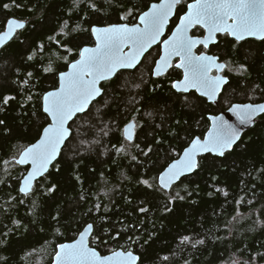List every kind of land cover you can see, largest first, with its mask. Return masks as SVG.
<instances>
[{
  "label": "trees",
  "instance_id": "16d2710c",
  "mask_svg": "<svg viewBox=\"0 0 264 264\" xmlns=\"http://www.w3.org/2000/svg\"><path fill=\"white\" fill-rule=\"evenodd\" d=\"M189 1L178 6L177 15ZM88 2L80 0L74 7L73 0H15L20 5L16 7L13 0H0V33L10 18L26 21L0 52V97H16L7 106L0 104V119L5 121L0 126V264H52L57 245L75 240L87 224L94 225L92 247L102 254L131 250L139 255L138 264H232L234 260L264 264V223H257L264 222V114L233 150L224 157H200L201 167L171 189L140 183L153 182L193 137H203L209 115L234 103L264 102V41L250 39L232 48V39L220 36L215 52L232 61V70L219 104L196 92L179 94L172 89L180 73L176 68L163 77L152 76L157 51L152 49L135 70L121 71L102 83L108 85L105 95L88 114L72 122L73 139L60 158L28 196L19 192L29 167L15 160L45 125L39 94L58 87V73L67 70L68 61L58 57L78 58L75 48L69 54L61 46L69 39L60 32L61 26L67 21L70 28L78 29L71 35L74 44L94 45V38L82 29L92 23H135L131 17L119 20L123 10L133 6L147 10L144 4L154 0H111L110 4L95 0L100 12L89 9ZM5 3L10 7L5 9ZM30 55L32 60L27 59ZM49 63L55 74L43 72ZM241 64L246 72L235 70ZM28 95L33 100L26 102ZM133 120L136 134L129 143L122 129ZM121 145L126 152L116 151ZM148 146L154 150L144 156ZM52 185L56 187L49 192ZM177 192L184 199L169 201ZM140 207L148 211L141 213ZM117 232L120 236L110 239ZM97 235L107 245L98 243ZM200 240L204 242L197 243Z\"/></svg>",
  "mask_w": 264,
  "mask_h": 264
},
{
  "label": "snow or ice",
  "instance_id": "6c2138e0",
  "mask_svg": "<svg viewBox=\"0 0 264 264\" xmlns=\"http://www.w3.org/2000/svg\"><path fill=\"white\" fill-rule=\"evenodd\" d=\"M108 3L110 4L111 0H108ZM182 3L183 0H159V2L154 0L150 4H144V8L147 10H140L138 6L124 9L119 20L127 21L131 17L136 21L135 23L116 22L108 23L105 26L92 23L88 29L81 30L89 32L91 37H94L92 46H89L88 43L74 44L71 35L78 29L70 28L68 22H64L60 32L69 39H65L62 44L60 40H57L56 43L61 44L69 54H72L75 48L78 58L69 60L68 56L58 57L68 61L66 64L68 70L58 73V87L39 94L43 113L46 114L45 125L37 131L38 138L35 142L24 148L19 159L15 160V163L19 165L31 164V169L21 182L20 193L28 196L33 190V181L37 180V177H43L48 172L49 166L53 165L57 157L62 155V146H66V142L73 139L72 125L69 121L74 123V117L78 113L88 114L90 112L89 105L97 97L105 95L108 85L101 84V82L112 81L113 78L118 77L121 70L135 69L142 63V59L146 58L145 53L154 44L160 43L162 48L159 58L154 60V67L151 68L152 76H161L166 69L173 67L172 58L178 57L179 61L175 64V68L183 69V78L172 81L171 88L184 93H187L189 89H196L201 95L213 100L222 86L228 83V80L226 76L212 75V71L215 69L219 73L226 67L231 71L232 61H221V56L224 53L209 55L200 52L197 54L193 49L198 45L208 49L210 43L219 47V36H222L224 40L232 38V48L249 37L264 41V0H190L186 4V11L179 15V22L171 35L161 39L165 35V26L173 15V10ZM13 4L20 7L19 4H15V0H13ZM73 4L74 7L79 6L80 0H73ZM3 7L7 9L10 5L5 3ZM88 8L95 12L101 11L95 0H89ZM24 26L22 21L9 19L6 30L0 33V46L12 38L15 29H22ZM196 27L204 29L206 35L200 37L189 35L190 30ZM70 44L73 46L69 47ZM27 59L32 60L33 56L30 55ZM235 70L246 72L247 68L241 64ZM43 72L54 73L52 64L49 63L47 67L43 68ZM32 75L31 72L27 73L29 78ZM23 83L28 84V79H25ZM136 87H140V85L137 84ZM258 87L259 85H256V88ZM15 99V96L4 95L0 97V104L7 106ZM31 100H33V96L28 95L26 102ZM229 111L236 112L241 124H254L256 118L264 114V103L232 105ZM148 115L152 114L148 113ZM212 119L213 125L203 138L201 136L193 137L183 152L178 154L179 158L172 160L158 176L153 177V182L143 179L140 183L147 185L148 188H156L158 185V190L169 189L174 181L201 167V159L198 157H202L203 154L224 157L226 151L232 150L240 139L239 130L225 121L223 117ZM4 125L5 121L0 119V126ZM136 126L137 124L133 120L126 123L122 129L124 139L129 143L133 141V129ZM106 127L107 125H105ZM101 131L105 136L108 135L104 129ZM157 143L160 142L157 141ZM133 146L140 147L139 144ZM113 147L116 146L113 145ZM153 150L152 146H148L147 151L142 150L143 155L148 156ZM116 151L121 153L126 152L127 149L126 146L121 145L116 148ZM173 151L175 150L173 149ZM131 158L137 159L135 155ZM4 163L7 164L8 161ZM55 187L52 185L47 190L51 192ZM165 194L167 195V193ZM224 194L227 195V193ZM168 199L169 201L183 200L184 197L177 192L175 196H169ZM20 203L23 201L21 200ZM33 207H36L35 202H33ZM99 207L96 205L97 209ZM164 210L172 211L168 207H165ZM139 211L146 213L148 209L140 207ZM13 223L19 224V221H13ZM257 223L264 222L258 220ZM93 227V224H87L80 232L78 240L71 244L57 245L59 250L55 253L54 264H137L140 257L131 251L113 250L110 255H101L95 248L89 247L85 243V237L92 233ZM118 236H120L119 232L110 239L114 240ZM96 239L100 244L107 245L108 243L102 236L97 235ZM128 239L135 242L132 237ZM188 239V237H184V240ZM203 242V240L197 241L201 244ZM261 255L264 256V253ZM232 264H240V261L234 260ZM244 264H249V262L245 261Z\"/></svg>",
  "mask_w": 264,
  "mask_h": 264
},
{
  "label": "water",
  "instance_id": "95a60500",
  "mask_svg": "<svg viewBox=\"0 0 264 264\" xmlns=\"http://www.w3.org/2000/svg\"><path fill=\"white\" fill-rule=\"evenodd\" d=\"M159 2V1H158ZM178 6L179 5H177L176 6V8L173 10V15L169 18V22H168V24L165 26V35L161 38V39H164V37L166 36V34H167V31H168V27L171 25V21H172V19L176 16V12H177V8H178ZM10 19H13V20H17V21H22V20H19V19H16V18H10ZM23 23H24V25L26 26V21H22ZM179 22V21H178ZM24 26V27H25ZM6 28H7V23H6V27H5V29L2 31V32H4L5 30H6ZM175 28V27H174ZM23 29V28H22ZM22 29H15L14 30V34H13V36H12V38L11 39H9V40H7V41H5L4 42V44H3V46H0V52H1V50L8 44V43H10L12 40H13V38L16 36V34H17V32L18 31H20V30H22ZM174 30V29H173ZM194 30V28L193 29H191L190 30V32H189V35H192V31ZM1 32V33H2ZM170 35H171V33H170ZM205 35H206V32H205ZM94 38V37H93ZM246 39H255V38H252V37H249V38H246ZM257 40V39H256ZM160 43H157V44H154L149 50H148V52L147 53H145V56H146V54H148L150 51H151V49L152 48H154V47H156V46H158ZM212 43H210V45H211ZM161 45V44H160ZM209 45V46H210ZM90 46H92V45H90ZM198 46H200V45H198ZM198 46H196V48L198 47ZM161 48H162V45H161ZM196 48H194L193 49V51L196 53ZM176 58H178V57H173L172 58V60H171V63L173 62V60L174 59H176ZM144 59V58H143ZM143 59H142V61H143ZM140 65V64H139ZM139 65H137V67L139 66ZM136 67V68H137ZM135 68V69H136ZM135 69H126V70H121V71H133V70H135ZM170 68H168V69H166L165 71H164V73L161 75V76H163L165 73H167V71L169 70ZM68 70V69H67ZM67 70H65V71H67ZM182 71H183V69H181ZM214 70V69H213ZM218 75H220V76H223L222 74H221V72H219L218 73ZM227 80H228V82H229V78H227ZM102 83H104L103 81L101 82V84ZM226 84H224L223 86H222V88H221V90L218 92V94H217V96L213 99V100H209L206 96H203V95H201V93L200 92H198L196 89H189V91L187 92V93H189L190 91H196L197 92V94L198 95H200V96H202V97H204V98H206L207 99V101L209 102V103H215V104H217L218 102H219V97H220V94H221V92L223 91V89H224V86H225ZM58 86H59V84H58ZM100 97H97L96 98V100L95 101H97L98 99H99ZM94 101V102H95ZM93 102V103H94ZM92 103V104H93ZM248 103H252V102H245V103H234V104H232V105H239V104H248ZM259 103H264V102H259ZM92 104H90L89 105V108L92 106ZM231 105V106H232ZM231 106L229 107V108H231ZM229 108L228 109H225V110H222L220 113H218V114H214V115H209L208 116V118H209V120H210V125H209V128H211L212 127V125H213V119L212 118H215V117H223V119L225 120V121H227L229 124H232V125H234L238 130H239V132H240V139L242 138V136L248 131V130H250L251 128H253L254 127V125H255V123L254 124H241L240 122H239V120H238V118H237V115H236V112L235 111H229ZM81 114H84V113H78L77 114V116L78 115H81ZM262 115V114H261ZM260 115V116H261ZM76 116V117H77ZM259 116V117H260ZM76 117H74V120L76 119ZM259 117H257L256 118V121H257V119L259 118ZM69 123L70 124H72V121H69ZM208 128V129H209ZM207 132V131H206ZM133 133H134V138H133V140L135 139V134H136V127L133 129ZM72 134H73V130H72ZM206 134V133H205ZM201 138H203V137H201ZM240 139L236 142V144L240 141ZM68 142H66V144H67ZM235 144V145H236ZM234 145V146H235ZM234 146H233V148H234ZM64 147L65 146H62V150L64 149ZM233 150V149H232ZM23 151V150H22ZM21 151V152H22ZM231 151V150H230ZM226 152H228V151H226ZM20 155V154H19ZM204 155H206V154H203V156ZM212 155H214L215 156V154H212ZM60 158V156H58L57 157V160ZM179 158V157H178ZM177 158V159H178ZM198 158H200V157H198ZM17 159H19V156L17 157ZM16 159V160H17ZM56 160V161H57ZM56 161H54V163L56 162ZM53 163V164H54ZM19 165V164H18ZM20 166H26V167H29L28 168V171L31 169V164L29 163V164H25V165H20ZM51 167H52V165H50L49 166V170H48V172L50 171V169H51ZM27 171V172H28ZM197 171V170H196ZM47 172V173H48ZM47 173H45L44 174V176L47 174ZM194 173V172H193ZM193 173H190V174H185L184 176H182V177H180V179H178V180H176V181H174L173 182V184H172V186H171V188L175 185V184H177V183H179L180 181H181V179L182 178H184L185 176H188V175H191V174H193ZM27 175V173L24 175V176H26ZM42 177H37V180H34L33 181V183H32V187H33V189H34V187H35V185H36V182L39 180V179H41ZM22 180H23V178H22ZM22 180H21V182H22ZM20 186H21V183H20ZM171 188H169V189H171ZM169 189H166V190H169ZM33 191V190H32ZM84 230V229H83ZM82 230V231H83ZM93 230H94V227H93ZM93 230H92V233H90L88 236H86L85 237V243L89 246V247H91V248H94V247H92L91 246V244H90V239H91V236H92V234H93ZM81 231V232H82ZM80 235V234H79ZM79 235H78V237L75 239V240H78L79 239ZM75 240H73V241H71V242H64V243H66V244H71V243H73ZM62 244V243H61ZM96 249V248H95ZM59 249L57 248V251H58ZM97 250V249H96ZM56 251V252H57ZM98 251V250H97ZM116 251H125V250H123V249H119V250H116ZM129 251H131V250H129ZM101 255H110L111 254V252L110 253H108V254H102L100 251H98ZM131 252H133V251H131ZM133 254L134 255H137V256H139L138 254H136L135 252H133ZM54 259H55V255H54V257H53V261H52V264H54ZM138 262H139V260L137 261V264H138Z\"/></svg>",
  "mask_w": 264,
  "mask_h": 264
},
{
  "label": "flooded vegetation",
  "instance_id": "af4514ba",
  "mask_svg": "<svg viewBox=\"0 0 264 264\" xmlns=\"http://www.w3.org/2000/svg\"><path fill=\"white\" fill-rule=\"evenodd\" d=\"M183 1H184V0H183ZM189 2H190V1H189ZM177 9H178V8H177ZM185 11H186V9H185ZM182 14H183V12H182L181 14H178V15H177V12H176V16H175L173 19H176L177 21L175 22L174 25H172V21H171V25L168 27V31H167V34H166V36L164 37V39L167 38V36H169L170 33L173 31L174 27H175L176 24L178 23V17H179V15H182ZM173 19H172V20H173ZM170 29H171V30H170ZM169 30H170V31H169ZM192 35H195V36L200 37V36H202V35H205V31H204V29H202V28L196 27V28H194V30L192 31ZM219 38H220V36H219ZM231 39H232V38H231ZM246 40H250V39H246ZM246 40H244V41H246ZM244 41H241V42H244ZM241 42H240V43H241ZM215 46H216L215 44H211V45L209 46L208 49H205V48H203V46L200 45V46H198V47L196 48V53L199 54L200 52H205V53H207V54H209V55H220V54H218V53L215 52V49H214ZM154 48L157 49L155 59H158V58H159V53H160V51H161V45L159 44L158 46H156V47H154ZM154 48H152V49H154ZM152 49H151V51H150L149 53L152 52ZM146 55H147V54H146ZM178 61H179V58H176V59L173 60V62H172L173 67H171V68L167 71V73H169L172 69L175 68V64L178 63ZM221 61H225V60H223V58L221 57ZM153 67H154V65H153ZM176 69L179 70L180 73H179V75H178L173 81L178 80V79H182V78H183V71H182L181 69H179V68H176ZM167 73H165L163 76H165ZM228 73H229V69H228L227 67L221 72V74H222L223 76H226L227 78H229V81H230V77H229ZM212 75H218V73L216 72L215 69L212 71ZM163 76H158V77H163ZM154 77H155V76H154ZM228 83H229V82H228ZM228 83L224 86V89L226 88V86L228 85ZM224 89H223V91H224ZM174 90H175V89H174ZM175 91H176V90H175ZM223 91L221 92L220 97H221ZM176 92H177V91H176ZM193 92H196V91H190L189 93H184V92H177V93H179V94H190V93H193ZM196 93H197V92H196ZM199 96H200V95H199ZM201 97H202V96H201ZM220 97H219V100H220ZM203 98H204V97H203ZM205 99H206V98H205ZM206 100H207V99H206ZM212 104H215V103H212ZM217 104H219V102H218ZM219 113H220V112H219Z\"/></svg>",
  "mask_w": 264,
  "mask_h": 264
}]
</instances>
